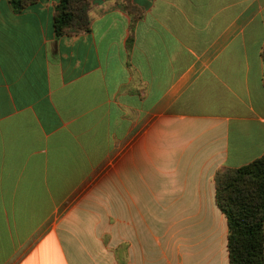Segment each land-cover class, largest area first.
Returning <instances> with one entry per match:
<instances>
[{
    "label": "crops",
    "instance_id": "1",
    "mask_svg": "<svg viewBox=\"0 0 264 264\" xmlns=\"http://www.w3.org/2000/svg\"><path fill=\"white\" fill-rule=\"evenodd\" d=\"M0 0V264H229L216 174L264 155V0ZM132 39V41H131Z\"/></svg>",
    "mask_w": 264,
    "mask_h": 264
},
{
    "label": "trees",
    "instance_id": "2",
    "mask_svg": "<svg viewBox=\"0 0 264 264\" xmlns=\"http://www.w3.org/2000/svg\"><path fill=\"white\" fill-rule=\"evenodd\" d=\"M40 0H11L20 13ZM131 17V30L143 18L133 0H118ZM89 0H61L56 7L57 37L91 31ZM132 41V39H131ZM216 201L228 221L229 264H264V155L216 174Z\"/></svg>",
    "mask_w": 264,
    "mask_h": 264
}]
</instances>
